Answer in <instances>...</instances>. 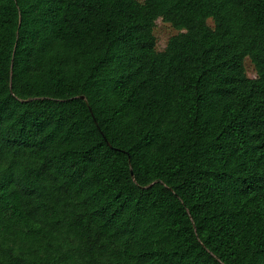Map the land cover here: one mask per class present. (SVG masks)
<instances>
[{
    "label": "trees",
    "instance_id": "1",
    "mask_svg": "<svg viewBox=\"0 0 264 264\" xmlns=\"http://www.w3.org/2000/svg\"><path fill=\"white\" fill-rule=\"evenodd\" d=\"M0 264H264V0H0Z\"/></svg>",
    "mask_w": 264,
    "mask_h": 264
},
{
    "label": "rangeland",
    "instance_id": "2",
    "mask_svg": "<svg viewBox=\"0 0 264 264\" xmlns=\"http://www.w3.org/2000/svg\"><path fill=\"white\" fill-rule=\"evenodd\" d=\"M138 1L142 3L144 0H138ZM209 25H212L211 21H209ZM178 34L179 31L175 29L171 24L163 21L162 19H158L154 30V35L157 40V50L163 51L166 48L169 40ZM245 66H246L247 75L250 78H256L257 75L256 71L249 59H246Z\"/></svg>",
    "mask_w": 264,
    "mask_h": 264
},
{
    "label": "water",
    "instance_id": "3",
    "mask_svg": "<svg viewBox=\"0 0 264 264\" xmlns=\"http://www.w3.org/2000/svg\"><path fill=\"white\" fill-rule=\"evenodd\" d=\"M82 99H85V97L83 96V97H81Z\"/></svg>",
    "mask_w": 264,
    "mask_h": 264
}]
</instances>
